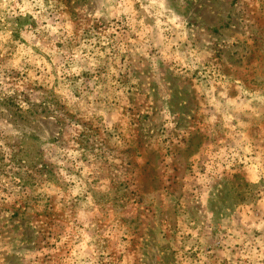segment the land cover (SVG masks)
<instances>
[{"label": "rangeland", "instance_id": "1", "mask_svg": "<svg viewBox=\"0 0 264 264\" xmlns=\"http://www.w3.org/2000/svg\"><path fill=\"white\" fill-rule=\"evenodd\" d=\"M0 264H264V0H0Z\"/></svg>", "mask_w": 264, "mask_h": 264}]
</instances>
